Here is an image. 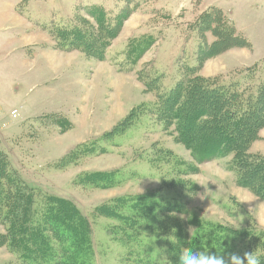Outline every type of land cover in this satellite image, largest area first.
Segmentation results:
<instances>
[{
  "label": "rangeland",
  "instance_id": "rangeland-1",
  "mask_svg": "<svg viewBox=\"0 0 264 264\" xmlns=\"http://www.w3.org/2000/svg\"><path fill=\"white\" fill-rule=\"evenodd\" d=\"M94 6L117 25L105 58L95 48L60 51L58 27L83 23L97 39ZM219 9L248 48L227 41L207 50L217 38L203 16ZM150 38L153 46L133 63L129 55ZM245 50L264 58V0H0V151L34 190L35 207L47 196L67 199L91 226L90 246L70 248L66 261L61 247L70 243L53 242L54 259L25 262L0 242V264H178L195 236L216 234L200 250L243 256L237 235L264 231L263 197L237 183L233 155L197 163L146 85L158 78L170 91L185 66L197 64L201 77L231 85L246 76ZM263 131L250 154L264 156L254 151L264 149ZM95 172H114L113 181L85 182ZM104 206L127 220L104 217Z\"/></svg>",
  "mask_w": 264,
  "mask_h": 264
},
{
  "label": "trees",
  "instance_id": "trees-1",
  "mask_svg": "<svg viewBox=\"0 0 264 264\" xmlns=\"http://www.w3.org/2000/svg\"><path fill=\"white\" fill-rule=\"evenodd\" d=\"M216 12L203 16V21L212 19L208 30L217 38V42L208 46L207 50L217 51L214 46L221 47L227 41H236V47L248 48V41L236 32L234 25L229 23L220 9ZM90 14L99 24V31L100 27L102 29L97 39L87 31L92 28L83 23L58 27L55 33L56 47L63 52H87L95 48L93 54L99 52L103 60L118 34L115 29L117 25L108 23L106 12L100 6L90 9ZM154 43L153 38H150L146 45L137 44L136 48L141 53L129 55V59L137 63L140 55ZM263 65L264 60L245 70L243 79H236L227 86L219 84L217 78L201 77L198 73L199 64L195 67L185 66L184 76L177 79L170 91H162L158 78L149 81L146 88L159 93L160 117L173 126L178 140L197 163L233 155L232 167L237 183L249 187L264 199V156L252 155L248 151L264 127V82L259 83L258 87L253 82ZM63 122V131L70 130L71 124ZM113 176L114 172H95L85 176L84 180L90 184L107 185L111 184ZM34 193L20 180L0 151V225L6 231L0 235L1 243L8 245L25 262L54 259L56 251L53 242L61 245L70 243V247H61L62 262L67 260L70 248L85 249L90 246V223L74 203L64 198L47 196L42 207H35ZM99 211L104 217L122 221L128 218L110 206H104ZM216 235L211 236L220 239ZM211 236H195L190 241L191 248L200 250L203 240H210ZM237 237L243 240L247 253L254 252L264 264V231L248 230Z\"/></svg>",
  "mask_w": 264,
  "mask_h": 264
},
{
  "label": "clouds",
  "instance_id": "clouds-1",
  "mask_svg": "<svg viewBox=\"0 0 264 264\" xmlns=\"http://www.w3.org/2000/svg\"><path fill=\"white\" fill-rule=\"evenodd\" d=\"M178 264H261V259L253 253H244L240 256L229 253L227 258L219 254H210L206 250L183 248L179 254Z\"/></svg>",
  "mask_w": 264,
  "mask_h": 264
},
{
  "label": "crops",
  "instance_id": "crops-1",
  "mask_svg": "<svg viewBox=\"0 0 264 264\" xmlns=\"http://www.w3.org/2000/svg\"><path fill=\"white\" fill-rule=\"evenodd\" d=\"M114 45V44H113ZM112 48V47H111ZM111 48L109 49V50H111ZM243 55H245V57H248V59L249 60H246V61H243L242 63H240L239 65H241L243 68H241V69H250V68H253L254 66H256V65H258V64H260L263 60H264V58L263 59H260V57H258V56H256L255 55V57L253 58V57H250L251 55L249 54V53H251V52H249L248 50H245V51H242L241 52ZM253 55V54H252ZM252 58H253V60H252ZM239 60H241V59H239ZM249 61H250V63H249ZM246 64V65H245ZM239 68V67H238ZM238 68H236V75L238 76V77H241V73H240V69H238ZM207 68H204L203 69V72L204 73H207ZM205 75V74H204ZM206 76V75H205ZM207 77V76H206ZM209 77H210V75H209ZM261 136H262V138L264 139V131L261 133ZM254 146H255V144H254ZM254 146H253V149H254ZM256 147L257 146H255V149H256ZM256 153H262L263 152V154H264V149L263 150H254Z\"/></svg>",
  "mask_w": 264,
  "mask_h": 264
}]
</instances>
